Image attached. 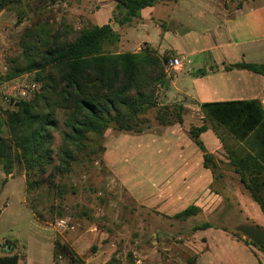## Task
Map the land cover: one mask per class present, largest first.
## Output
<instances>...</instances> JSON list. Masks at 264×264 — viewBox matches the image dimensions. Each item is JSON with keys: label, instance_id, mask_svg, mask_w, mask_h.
I'll return each mask as SVG.
<instances>
[{"label": "rangeland", "instance_id": "1", "mask_svg": "<svg viewBox=\"0 0 264 264\" xmlns=\"http://www.w3.org/2000/svg\"><path fill=\"white\" fill-rule=\"evenodd\" d=\"M236 1L239 0H229L231 3ZM6 11L16 18V26L11 53L5 60H1L0 83L7 79L5 76L14 66L25 63L24 57L21 56L23 53L21 38L31 40L30 37L23 35L27 28L35 34L36 45L42 50V42L45 38L52 39L58 34L61 38L72 39L79 30L93 24H104L112 20L117 23L115 29H119L118 19L124 12L116 5L115 0H22L21 3L7 7ZM154 30L151 26L147 32L154 34ZM133 34L135 39L136 36L144 34V31L140 29ZM106 49L127 51L120 42L108 45ZM14 58L17 59L16 62L12 61ZM191 65L193 64L187 63L186 67L191 69ZM177 73L178 71L170 72L166 76L178 84L181 79ZM184 74L189 78V72L186 71ZM21 75L35 79L33 71ZM162 81L152 88V99L156 106L139 114L138 124L141 128L157 124L155 119L157 107H173L180 104L177 101L162 103L165 97L161 89ZM40 92L41 88L37 94ZM15 104L2 101L0 109L5 115L6 110L16 107ZM58 118L62 128L61 112L58 113ZM112 129L108 128L105 133L109 135ZM218 131L224 136L228 145L232 143L229 142V137L223 129L219 127ZM0 135L9 138L8 125L0 130ZM52 135L53 164L57 165L62 135L59 130H52ZM105 140L106 135H103L100 141L103 149L95 153L90 152L88 155H84L83 152L78 153V159L83 154L81 161L71 163L68 172L55 173L52 165H49L45 173L37 171L30 174V179L39 180L36 190L28 193L30 202L37 208V210L34 208L36 211L34 215L21 202L23 184L20 180L13 189L4 187V193L0 196V209H2L0 240L7 238L16 244V251L20 255L19 264H67L61 256L55 263L53 262V240L57 238L74 249L72 243L80 236L81 248L77 247L79 249L77 251L86 264L106 262L143 264V259L148 260L150 264H192L195 255L193 241L199 239L198 230L193 228L205 221L231 233H237L242 239L248 240L236 229L237 225L246 224L250 218L238 201V188L243 189L244 186L240 183L239 176L233 175L232 169L223 166L215 170L218 177L212 183L211 191L220 192L219 209L215 207L210 210L212 208L210 207L209 210L203 211L200 208L196 215L182 220L173 219L168 217L173 214L168 215L126 200L123 181L104 161ZM71 147L75 148L72 145ZM115 148V155L120 159L122 167V178L128 184L135 185L138 180L139 184L141 180L143 181L141 183H146L144 172L165 170V164L162 166L163 169L161 165L157 168V164H149L147 168L138 167L143 156L151 155L154 158L155 155L152 154L157 146L153 143H126L120 140ZM166 157L162 155L161 161ZM12 172L25 174V169L22 165L14 164ZM3 175L5 176V173L0 169V189H2ZM8 180L13 182L18 179L9 177ZM155 180L166 182L165 177L162 176H158ZM7 197L8 200H5ZM260 214L264 220L261 212ZM255 219L258 221L260 216ZM92 233L98 237L97 240L90 242L88 240Z\"/></svg>", "mask_w": 264, "mask_h": 264}, {"label": "crops", "instance_id": "2", "mask_svg": "<svg viewBox=\"0 0 264 264\" xmlns=\"http://www.w3.org/2000/svg\"><path fill=\"white\" fill-rule=\"evenodd\" d=\"M105 23L111 24L114 29L117 24L112 20ZM15 24L16 18L12 13L7 12L6 8L0 11V65L1 60H5L11 53L10 48H13ZM119 26V29H115L119 34L118 43L129 52L149 48L160 57H184L183 67L177 73L180 82L177 84L169 80L166 76L168 73L165 72L164 79L161 80V89L165 96L162 103L177 101L184 110L180 122L155 124L139 131L112 129L109 135L104 133V161L123 181L128 202L168 215L192 204L203 211L210 207V210L215 207L219 209L220 192L211 191L214 178L218 175L204 166L203 151L190 137L189 129L191 126L206 124L208 128L200 132L198 139L213 156L216 168L227 166L233 170L224 145L210 127L199 104L255 98L264 106V75L243 68H229L231 64L240 62L264 63V0H239L235 3L229 0H158L140 9L137 17ZM151 26L155 29L154 34L147 32ZM140 29L144 34L134 39L133 32ZM187 63L193 64L191 69L186 67ZM186 71L189 72V78L184 74ZM4 127H7V122L0 109V130ZM228 139L231 143L232 139ZM120 140L126 143L155 144L157 149L153 151L154 158L151 155L143 156L138 167L147 168L149 164H157V168L161 165L163 169L165 164V170L144 172L147 181L141 183V180L142 185L139 180L135 185L128 184L122 178L120 159L115 155V146ZM162 155L167 157L161 161ZM2 171L5 176L1 177L0 196L4 193V187L13 189L20 180L23 184L21 202L34 215L27 202L25 174ZM233 173L238 177L234 170ZM158 176L165 177L167 183L157 182L155 179ZM9 177H16L18 180L10 182ZM237 195L243 210L250 218L247 224L264 229L260 208L248 191L244 187L238 188ZM257 216H260L258 221L255 219ZM197 233L199 239L193 241L194 264H264V252L245 244L229 230L216 227L198 230ZM97 237L98 235L92 233L88 241L97 240ZM80 238L81 236L72 243L77 253L78 248H81ZM6 239H1L0 243ZM7 240L12 244L11 248L7 251L0 249V256L16 255V264H19L20 255L16 251V244L10 239ZM143 264L150 262L143 259Z\"/></svg>", "mask_w": 264, "mask_h": 264}, {"label": "trees", "instance_id": "3", "mask_svg": "<svg viewBox=\"0 0 264 264\" xmlns=\"http://www.w3.org/2000/svg\"><path fill=\"white\" fill-rule=\"evenodd\" d=\"M116 1V5L124 10L118 19L121 25L137 17L140 9L158 0ZM21 2L0 0V11ZM23 35L31 39L27 41L21 38V56L25 63L14 66L5 77L10 79L33 71L35 79L42 83L41 92L31 100H19L14 109L5 111L10 136L6 138L0 135V166L6 173L12 171L14 164L24 167L27 202L36 212L37 208L30 202L28 193L36 190L39 180L30 179V174L37 171L45 173L49 165H52L55 173L68 172L71 163L81 161L83 154L78 159V153L88 155L103 149L100 141L108 128L118 131L141 130L139 114L156 106L152 99V88L165 75L163 62L166 57L156 55L149 48L139 52L108 51L106 46L119 41L118 32L109 23L82 28L72 39L61 38L58 34L52 39L45 38L42 50L36 45L35 34L29 28ZM12 61L16 62L17 59ZM232 67L264 75V63L240 62L229 66ZM199 107L224 145L229 164L238 174L240 183L264 215V106L260 100L251 98L202 102ZM183 110L180 104L157 107V124L180 122ZM59 112L63 118L62 128L59 125ZM219 127L232 139L230 145L219 133ZM207 128L206 124L191 126L189 135L203 151L204 166L215 173L213 156L198 139L200 132ZM52 130H59L62 135L57 165L53 164ZM199 211L200 208L192 204L168 217L182 220ZM216 227L205 221L195 225L193 230ZM233 235L242 239L237 233ZM242 240L264 252V242L256 246L249 240ZM4 244L6 251L11 248L9 240L6 239ZM60 256L67 264H86L67 243L55 238L52 243L53 262ZM16 262V255L0 256V264Z\"/></svg>", "mask_w": 264, "mask_h": 264}, {"label": "built area", "instance_id": "4", "mask_svg": "<svg viewBox=\"0 0 264 264\" xmlns=\"http://www.w3.org/2000/svg\"><path fill=\"white\" fill-rule=\"evenodd\" d=\"M184 57L181 55L167 56L163 62L165 73L180 71L183 67ZM41 82L36 79H28L25 75L6 79L0 83V102L10 101L15 104L19 100H31L40 90ZM0 249L6 250L4 242L0 243Z\"/></svg>", "mask_w": 264, "mask_h": 264}, {"label": "water", "instance_id": "5", "mask_svg": "<svg viewBox=\"0 0 264 264\" xmlns=\"http://www.w3.org/2000/svg\"><path fill=\"white\" fill-rule=\"evenodd\" d=\"M236 229L256 246L264 242V229L259 226L246 223L237 225Z\"/></svg>", "mask_w": 264, "mask_h": 264}]
</instances>
